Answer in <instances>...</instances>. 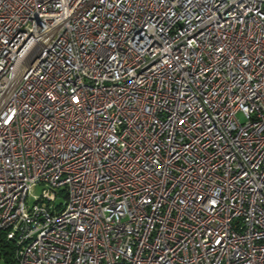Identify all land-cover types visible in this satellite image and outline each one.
<instances>
[{
  "label": "built area",
  "instance_id": "2783aa9c",
  "mask_svg": "<svg viewBox=\"0 0 264 264\" xmlns=\"http://www.w3.org/2000/svg\"><path fill=\"white\" fill-rule=\"evenodd\" d=\"M0 239L264 264V0H0Z\"/></svg>",
  "mask_w": 264,
  "mask_h": 264
},
{
  "label": "trees",
  "instance_id": "16d2710c",
  "mask_svg": "<svg viewBox=\"0 0 264 264\" xmlns=\"http://www.w3.org/2000/svg\"><path fill=\"white\" fill-rule=\"evenodd\" d=\"M14 250L15 245L13 241L0 239V264H17Z\"/></svg>",
  "mask_w": 264,
  "mask_h": 264
},
{
  "label": "rangeland",
  "instance_id": "374dc122",
  "mask_svg": "<svg viewBox=\"0 0 264 264\" xmlns=\"http://www.w3.org/2000/svg\"><path fill=\"white\" fill-rule=\"evenodd\" d=\"M238 117H239L240 120L244 121V117L242 116V114H238ZM40 192H41V187H37L35 189V193L38 194ZM59 201H63V199H60Z\"/></svg>",
  "mask_w": 264,
  "mask_h": 264
}]
</instances>
